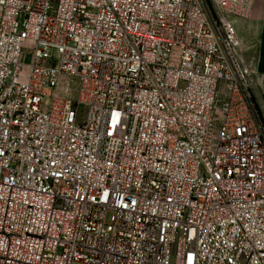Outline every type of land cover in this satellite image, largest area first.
<instances>
[{
  "label": "built area",
  "instance_id": "obj_1",
  "mask_svg": "<svg viewBox=\"0 0 264 264\" xmlns=\"http://www.w3.org/2000/svg\"><path fill=\"white\" fill-rule=\"evenodd\" d=\"M253 6L0 0V264H264Z\"/></svg>",
  "mask_w": 264,
  "mask_h": 264
},
{
  "label": "crops",
  "instance_id": "obj_2",
  "mask_svg": "<svg viewBox=\"0 0 264 264\" xmlns=\"http://www.w3.org/2000/svg\"><path fill=\"white\" fill-rule=\"evenodd\" d=\"M236 29L244 45V58L255 72V100L264 121V0H254L250 17L238 20Z\"/></svg>",
  "mask_w": 264,
  "mask_h": 264
},
{
  "label": "rangeland",
  "instance_id": "obj_3",
  "mask_svg": "<svg viewBox=\"0 0 264 264\" xmlns=\"http://www.w3.org/2000/svg\"><path fill=\"white\" fill-rule=\"evenodd\" d=\"M24 53L26 55L25 63L30 64L31 59H32V44L31 43L26 44V48L24 50ZM59 93L62 95L64 93V90H61V91L59 90Z\"/></svg>",
  "mask_w": 264,
  "mask_h": 264
}]
</instances>
